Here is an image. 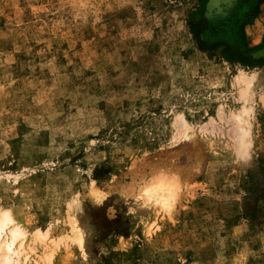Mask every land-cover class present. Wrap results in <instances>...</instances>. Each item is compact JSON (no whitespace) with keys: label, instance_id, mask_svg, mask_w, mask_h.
I'll use <instances>...</instances> for the list:
<instances>
[{"label":"rangeland","instance_id":"rangeland-1","mask_svg":"<svg viewBox=\"0 0 264 264\" xmlns=\"http://www.w3.org/2000/svg\"><path fill=\"white\" fill-rule=\"evenodd\" d=\"M208 2L0 0V210L30 261L264 264V0ZM160 177L168 213L138 199Z\"/></svg>","mask_w":264,"mask_h":264},{"label":"bare ground","instance_id":"bare-ground-1","mask_svg":"<svg viewBox=\"0 0 264 264\" xmlns=\"http://www.w3.org/2000/svg\"><path fill=\"white\" fill-rule=\"evenodd\" d=\"M228 1L230 0H215V5L220 9H222L220 5L226 4ZM253 80H254L253 78H250L243 73L237 76L236 82L239 81L245 86L243 89L241 88L242 90L240 95L246 101V104L243 105L241 109L237 113H235V115H233L235 118L233 119V121L235 120L238 124L244 123L248 126L247 118L249 117V113L251 111L250 101L252 100L253 97V92H252ZM179 120H180V124L178 122ZM179 120L177 121L176 124L177 126L179 124L178 139L179 140L186 138L189 139L190 137L189 136L190 131L188 132L189 125L183 119V117H180ZM239 133H240L239 142H240V146L242 147L241 151H245L244 148L249 146L247 130L245 128L244 129L240 128ZM139 191L140 193L138 192L139 193L138 199L142 200L144 207H148L149 205H154L157 206V208L159 207L161 210L166 211L167 213L170 212L171 209L173 208L178 196L177 183L175 184L174 182L168 181L164 177H160L157 179V181L145 185ZM70 230L73 234V237L72 238L69 237V238L73 240L83 252H85L91 234L90 229L87 226L86 222L80 217H76V218L70 217ZM47 232H48L47 230L46 231L43 230V232L36 230L35 237L39 239L40 242L43 243V241H46L48 239ZM25 237H26L25 230L15 221L11 213L8 210L1 209L0 210V264H27L28 262H31L32 264H46L51 259L52 253H48L45 254L43 257L41 256L42 257L41 262L37 261L36 259H32V261H30L29 259L31 257L28 251L25 250L23 247L24 246L23 241L26 240Z\"/></svg>","mask_w":264,"mask_h":264},{"label":"flooded vegetation","instance_id":"flooded-vegetation-1","mask_svg":"<svg viewBox=\"0 0 264 264\" xmlns=\"http://www.w3.org/2000/svg\"><path fill=\"white\" fill-rule=\"evenodd\" d=\"M234 2H235V0H230L226 4H221L220 5V7L222 8L221 12H220L221 15L218 18H221V17L225 16L226 15V11H228L229 8L231 9L232 7H234Z\"/></svg>","mask_w":264,"mask_h":264},{"label":"water","instance_id":"water-1","mask_svg":"<svg viewBox=\"0 0 264 264\" xmlns=\"http://www.w3.org/2000/svg\"><path fill=\"white\" fill-rule=\"evenodd\" d=\"M207 10H210L211 8L217 9V12H221V9L219 7H216L215 5V0H209L208 4H207Z\"/></svg>","mask_w":264,"mask_h":264}]
</instances>
